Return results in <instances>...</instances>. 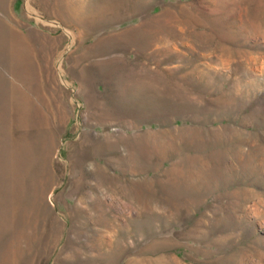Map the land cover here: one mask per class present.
Wrapping results in <instances>:
<instances>
[{
    "label": "rangeland",
    "instance_id": "374dc122",
    "mask_svg": "<svg viewBox=\"0 0 264 264\" xmlns=\"http://www.w3.org/2000/svg\"><path fill=\"white\" fill-rule=\"evenodd\" d=\"M8 9L25 44L0 67V264H264V0Z\"/></svg>",
    "mask_w": 264,
    "mask_h": 264
},
{
    "label": "bare ground",
    "instance_id": "6f19581e",
    "mask_svg": "<svg viewBox=\"0 0 264 264\" xmlns=\"http://www.w3.org/2000/svg\"><path fill=\"white\" fill-rule=\"evenodd\" d=\"M4 144H5V151H4L5 161H4L3 170H5L6 172L5 176L7 179L9 197H8V200H6V204H5L7 211L2 210V216L4 215L5 217V218L3 217L4 223L7 225V228L9 229V228H12L13 222L16 221V219L18 218L17 216L20 215L18 213H20L21 211V200H22L21 195L23 191V173L25 172L23 154L26 149L31 147V144L22 137H21V140L17 139L16 141L13 139H9V138L5 139ZM99 169H100L99 167L96 168V170H99ZM7 205L9 209L7 208ZM10 211L13 213L12 222H10L9 221L10 219L8 218ZM16 233H19V231H17ZM17 239L19 241L20 233L17 234L16 237L12 236L10 244L11 245L16 244ZM166 264H180V263L176 262L175 260L173 261L171 260L170 262H167Z\"/></svg>",
    "mask_w": 264,
    "mask_h": 264
},
{
    "label": "crops",
    "instance_id": "0c3cea01",
    "mask_svg": "<svg viewBox=\"0 0 264 264\" xmlns=\"http://www.w3.org/2000/svg\"><path fill=\"white\" fill-rule=\"evenodd\" d=\"M9 0H0V51L5 50L8 47L9 55L3 57L0 56V67L12 68L15 67L19 57L16 56L19 48H24L25 41L19 38L17 34L12 30L8 19L7 13Z\"/></svg>",
    "mask_w": 264,
    "mask_h": 264
}]
</instances>
